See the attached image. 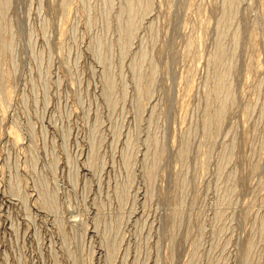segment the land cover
<instances>
[{
    "label": "rangeland",
    "instance_id": "1",
    "mask_svg": "<svg viewBox=\"0 0 264 264\" xmlns=\"http://www.w3.org/2000/svg\"><path fill=\"white\" fill-rule=\"evenodd\" d=\"M0 264H264V0H0Z\"/></svg>",
    "mask_w": 264,
    "mask_h": 264
}]
</instances>
